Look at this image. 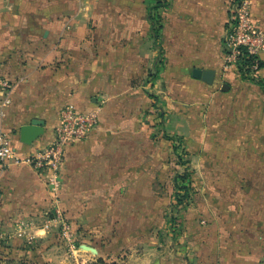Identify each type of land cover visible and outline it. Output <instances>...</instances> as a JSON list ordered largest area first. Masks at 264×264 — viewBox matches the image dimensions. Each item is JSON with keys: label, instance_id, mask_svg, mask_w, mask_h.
Instances as JSON below:
<instances>
[{"label": "rangeland", "instance_id": "rangeland-1", "mask_svg": "<svg viewBox=\"0 0 264 264\" xmlns=\"http://www.w3.org/2000/svg\"><path fill=\"white\" fill-rule=\"evenodd\" d=\"M157 12L150 8V66L117 73L116 90L98 95V128L123 164L108 199L90 202L101 216L86 226L62 206V187L56 198L46 186L43 216L0 219V264H264V89L237 71L227 93L174 70ZM26 75L0 72V97L8 91L11 104ZM256 75L264 80V70ZM177 184L189 188L183 203Z\"/></svg>", "mask_w": 264, "mask_h": 264}, {"label": "crops", "instance_id": "crops-1", "mask_svg": "<svg viewBox=\"0 0 264 264\" xmlns=\"http://www.w3.org/2000/svg\"><path fill=\"white\" fill-rule=\"evenodd\" d=\"M234 1L169 0L157 12L164 21L161 38L167 64L193 83L227 93H233L240 82L233 68H225L223 43ZM250 1L252 16L264 31V0ZM2 3L0 25L5 27L0 33V72L27 74L16 83L1 122L19 158L53 141L62 107L96 108L99 94L116 90L117 73L136 70L140 74L154 59L147 17L152 0H0ZM14 20H20V26L13 31ZM193 69L213 71L212 84L193 78ZM32 119L44 122V132L31 144L22 143L19 129ZM102 120L99 113L98 126ZM98 126L87 140L68 148L61 172L62 206L85 225L88 218L101 216V209L90 202L108 199L110 175L116 178L123 165L116 148L110 150L104 140L109 134ZM0 192V219H8V224L31 215L43 216L49 207L45 178L27 163L0 162ZM112 195L111 199L117 198L116 193ZM46 228H39V233L48 234ZM38 242L47 244L48 235Z\"/></svg>", "mask_w": 264, "mask_h": 264}, {"label": "built area", "instance_id": "built-area-1", "mask_svg": "<svg viewBox=\"0 0 264 264\" xmlns=\"http://www.w3.org/2000/svg\"><path fill=\"white\" fill-rule=\"evenodd\" d=\"M226 49L225 68L237 71L239 60L251 56L254 64L251 67L256 75L258 61L264 54V31L252 16L250 0H235L232 4L231 22L223 38ZM10 104L8 91L0 97V162L6 164L27 163L38 174L44 176L47 188L59 198L62 187L61 172L68 148L76 142L85 140L99 124V109L82 111L73 105H66L59 111L58 122L54 128V139L47 146L37 149L28 156L19 158L1 127L5 110Z\"/></svg>", "mask_w": 264, "mask_h": 264}, {"label": "trees", "instance_id": "trees-1", "mask_svg": "<svg viewBox=\"0 0 264 264\" xmlns=\"http://www.w3.org/2000/svg\"><path fill=\"white\" fill-rule=\"evenodd\" d=\"M155 3L148 8V20L153 22L155 16L150 14V8L153 11H158L160 8L167 7L169 5V0H154ZM158 15V14H157ZM228 28V27H227ZM226 28V29H227ZM254 64V59L251 56L244 55L240 60H239V65L237 68V73L240 75V77L244 80H250L252 82H255L257 85L261 86L264 89V80L260 79L257 75H255L251 67ZM264 67V62L263 61H258V69L261 70ZM177 189L178 190H183L184 194L181 191H178L174 195V200L178 203H183V197L184 195L188 194L189 188L188 186H179L177 184ZM182 193V194H180ZM102 262V260L100 261Z\"/></svg>", "mask_w": 264, "mask_h": 264}, {"label": "water", "instance_id": "water-1", "mask_svg": "<svg viewBox=\"0 0 264 264\" xmlns=\"http://www.w3.org/2000/svg\"><path fill=\"white\" fill-rule=\"evenodd\" d=\"M192 77L195 79H200L207 84H212L214 79V72L211 70H192ZM223 90H228V86L225 85ZM44 122L39 119H32L30 123L25 124L20 127L19 135L20 141L25 144H31L34 142L41 134L44 132Z\"/></svg>", "mask_w": 264, "mask_h": 264}]
</instances>
